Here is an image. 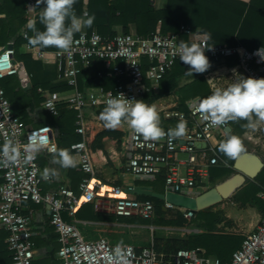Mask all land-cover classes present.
<instances>
[{"label": "built area", "instance_id": "1", "mask_svg": "<svg viewBox=\"0 0 264 264\" xmlns=\"http://www.w3.org/2000/svg\"><path fill=\"white\" fill-rule=\"evenodd\" d=\"M35 6L36 0H27L29 12ZM24 33L28 37V32ZM182 36L187 37L186 43L195 42L198 46L210 48L206 49L205 54L213 58L215 63L203 75L213 91L226 88L239 74L244 77H264V62H259V57L254 55L257 49L210 44L205 39H199L197 31L185 24L180 26L177 33L163 34L158 30L148 36L136 32H118L113 37H105L98 32L81 31L74 34L69 51L53 50L59 70L64 72L63 79L75 93L66 96L63 92L42 87L38 91L44 98V108L53 115L58 114L63 104L77 110L76 132L82 136V140L72 144L71 151L78 157L80 169L86 175L80 183L79 195L65 186L53 192L43 191V182L52 180L53 176L44 179L40 154L52 152L45 148L32 161L25 163L23 149L29 135L39 132L49 137L48 147L55 145L58 150L54 128L49 124L36 127L26 125L14 112L4 88L0 86V143L11 140L21 151L15 163L5 165L0 161V231L7 233L6 242L12 255V264H34L36 259L31 220L22 212L27 202L49 207L50 224L55 228L60 243V264H264V214L257 227L245 236L240 248L234 251L228 261L205 255L196 248L159 252L154 241L138 249L133 244L111 243L105 236L89 239L75 224L64 218L65 213L74 215L82 204L97 202L100 197L109 199L106 208L118 216L145 220L155 218L156 209L152 201L127 196L119 186L111 187V195L100 194L102 184L93 178L95 164L87 143L86 111L99 110L106 106L109 98L118 96L130 99L129 103H135L136 100L144 102L146 94L157 90L164 75L180 61L179 55L174 53L183 42ZM24 48L33 50L29 43ZM44 54L42 50L37 52L39 58ZM233 56L238 57V62L230 66L226 59ZM97 60L104 61L108 76L115 77L117 85L110 90L103 86L79 89V74ZM13 75L29 76L24 62L16 58L15 47L10 43L0 46V79ZM226 76H229L228 84ZM203 99H188L184 109L180 108V102H175L173 106L160 110L165 121L185 122L186 134L183 137L170 140L165 135L157 141H146L131 129L126 142L127 170L145 180L163 177L166 193L196 197L207 189L211 169L230 166L219 154L218 147L231 136L233 129L229 122L212 126L204 120L199 111V103ZM46 127L49 131H45ZM161 127L165 133L169 130L163 125ZM119 193L124 196H119ZM259 197L264 199V189L259 192ZM165 206L168 210L181 208L168 201H165ZM193 212L190 210L188 213L193 216Z\"/></svg>", "mask_w": 264, "mask_h": 264}, {"label": "trees", "instance_id": "2", "mask_svg": "<svg viewBox=\"0 0 264 264\" xmlns=\"http://www.w3.org/2000/svg\"><path fill=\"white\" fill-rule=\"evenodd\" d=\"M27 1V0H26ZM25 4V0L22 1ZM105 6H104V5ZM103 5L106 9V21H109V15L113 23L123 25L124 32H131V25H135L136 33L142 36H148L156 31L163 34H172L179 32L182 24L189 25L194 31H197L199 39H205L210 44H227L236 46L238 42H242L248 48L253 49L257 45H264V0H251L250 3L245 2H225L224 0H168V5L165 9H156L152 5V0H116L113 4H108L107 0H90L89 1V16H95L97 6ZM79 3L74 4L73 9L79 12ZM24 9V8H23ZM17 10L10 6L7 1L0 0V43H6L8 40L15 37L14 47L16 50V58L22 60L26 68L33 72L43 70L42 63L37 61L34 66L29 63V56L26 53L20 52V46L28 39L23 37V34L17 36V29L14 27L15 22L20 25L27 23L26 18H23L24 10ZM19 11V12H17ZM119 12V15H117ZM95 14V15H94ZM76 15H79L76 13ZM96 19V18H94ZM108 24V22H107ZM98 32L105 37H113L116 33L111 31L109 26L103 24L97 26ZM36 29L44 30V25L39 21L36 22ZM28 31V37H33L34 33ZM89 33H92V26L89 27ZM183 42L187 40L186 36H182ZM56 49L55 47H49ZM210 64L215 60L208 56ZM238 62V57L233 56L226 59L228 65H234ZM90 71V77L87 81L90 86H103L107 90L113 89L117 85L115 77L108 76V69L103 60H97L90 68L83 69L79 74V86L81 75L83 72ZM99 72L101 75H99ZM187 66L181 61H177L174 67L169 70L160 82L157 90H151L146 94L144 103L150 105L161 97L171 94H179L180 108H185V103L193 97L207 98L213 92L207 79L203 73L186 75ZM34 73V72H33ZM36 78V77H35ZM186 78L189 82L181 85L182 80ZM36 80V79H35ZM0 86L4 88L7 98L10 100L14 112H16L22 120H28L31 110L38 107L43 102V96L38 91L39 87L54 91L58 87H51L49 82L39 83L37 81L32 90L24 92L17 90L20 86L18 78L7 76L0 79ZM66 87V85H63ZM104 108H100V113ZM19 111V113H18ZM21 114V115H20ZM23 116V117H22ZM161 118V117H160ZM255 119V117H253ZM77 110L69 109L66 105H61L57 115H53L46 111L44 120L39 124H49L58 130L57 141L59 148L71 150V145L82 139L81 135L76 132ZM165 121L161 118V125ZM233 127L231 136H236L237 133H243L249 128L246 120L228 121ZM106 133L103 132L101 136ZM99 147L103 145L99 143ZM219 150V147H218ZM220 155L230 164L227 166H217L218 173H211V180L216 182L217 178H225L234 174L235 158H229L219 150ZM86 175L82 176V179ZM163 181L164 178L160 177ZM264 189V169L253 180H248L247 184L237 191L232 201L240 204L242 207L252 206L257 207L264 214V200L258 194ZM142 200H150L154 203L156 216L153 220H144L153 222L160 218L155 224L158 226L169 227H184L190 219L184 213L178 212L172 218H165L167 211L164 210V201L153 197L144 196ZM85 204V203H84ZM86 208H93L90 203L85 204L78 210L79 218H86L83 213ZM214 207L207 210L193 212V216L199 215L198 218L202 221L199 226L204 229V232L188 236L187 238H163L155 237L154 244L159 252L171 253L179 249H200L205 255L216 256L224 261L231 259L235 250L240 248L242 238L238 236H229L220 232L218 225L224 220L223 213L213 211ZM91 210V209H90ZM190 210H187V213ZM186 213V212H185ZM89 217L93 220H120L127 223H138L143 220L138 217L123 219L115 215H105L101 217L98 214H90ZM65 218V214H64ZM66 220V218H65ZM68 222H70L68 220ZM152 223V224H153ZM8 250V247H7ZM9 251V250H8ZM10 252V251H9ZM54 253V252H53Z\"/></svg>", "mask_w": 264, "mask_h": 264}, {"label": "crops", "instance_id": "3", "mask_svg": "<svg viewBox=\"0 0 264 264\" xmlns=\"http://www.w3.org/2000/svg\"><path fill=\"white\" fill-rule=\"evenodd\" d=\"M5 1H7V3L10 6L16 8L17 10H22L24 8L25 12L23 18H26L27 23L29 20H34L36 23L37 19L39 18L40 12L44 7V5L41 4L40 7H34L33 11L29 12L27 9L26 0H25V4H23L22 2L23 0H5ZM89 1L90 0H76V3H79L80 5L79 12L78 10L73 9L75 14L76 13L79 14L76 15L77 17L87 18L89 16V12H90L88 8ZM115 1L116 0H107L109 5L113 4ZM224 1L245 2V3L251 2V0H224ZM103 5L97 6L98 8L95 10L96 15L94 14L95 15L94 18L96 19H94V23L92 25V32H98L97 26L99 24H103L108 28L110 26L111 31L116 34L118 32H124V28L122 24L112 22V20L110 19L112 14L109 15L110 16L109 21H106V16H107L106 9L104 8L105 5L104 6ZM152 5L156 9H165L168 5V0H152ZM117 15H119V12H117ZM27 23L25 25H20L19 22L14 23V27L17 29V36L23 34L25 31L28 30ZM82 31L89 32V27L82 29ZM131 32H136L135 25H131ZM15 40L16 39L14 37L8 40L6 43H0V46L1 47L6 46L10 43H13L14 45ZM27 43L28 41L27 42L24 41L21 44L20 52L26 53L29 56L30 58L29 63L31 66H34L35 62L40 61L43 65L42 67L43 70L41 71V73H39L38 71L35 72V70H33L34 72L33 73L32 71L26 68L29 74L27 78H25L24 76H16L20 83V86L18 87L17 90L24 92L30 91L34 87L35 83L39 81V83L49 82L51 87H55V88L58 87L54 91L63 92L66 96L74 95L75 91L71 89L63 79L64 72L59 70L58 63L53 53L54 49H51L49 47L37 46V47H33V50L31 51H27L24 48ZM237 45H241L247 49H250L240 41L238 42ZM261 46L264 45L263 44L257 45L256 47L250 50L259 49ZM40 50L45 52L42 58H39L37 55V52ZM214 63H211L207 70L212 69ZM99 75H101L100 72ZM89 77H90V71H86V72L84 71L83 74L81 75L80 84L82 85L83 89L90 87H100V86H90L87 82L89 80ZM187 82H189V80L184 78L181 82V85H184ZM63 85H66V87ZM79 89H81V86H79ZM175 102H180L179 94H171L168 96L161 97L155 102L151 103L150 105L157 108L156 110L158 111L160 117L163 118L160 110L173 106ZM42 103L43 102H41V104L38 107H36L34 110H31L30 107H28L30 116L28 120H23V122L26 125L36 127L39 126V124L44 120L47 110L44 108ZM86 116L88 121L87 143L91 151L93 162L95 164V174L93 176L95 180H97L100 184L104 185L107 189L114 186H119L123 188V190L125 191V195L130 197H136L139 199H141V197L148 196L143 194H136L135 191L140 188H150L153 192L165 194V183L161 178H158L156 180L140 179L127 170L126 142H127V135L132 129L127 120H122L118 128H116L115 130H111V129H106L104 127V122L99 118L100 116L99 110L88 109L86 111ZM177 124L178 123L168 122V121H163L162 123L163 126L169 129H174ZM103 132L106 133H104L101 136ZM236 136L241 140L243 147L247 149L246 151L243 152L256 153L264 161V124H261L257 128V130H252L249 128L247 131L243 133H237ZM243 136L247 137L248 141H250V144L245 145L244 142H242ZM57 137H58V130L54 128V138L58 144ZM99 143L103 145V148L99 147ZM2 145L3 144L0 143V146ZM61 149L63 148H59V144H58L57 151ZM67 151H69L77 161V166L75 168H64L61 167L59 164H54L53 160L59 159V157L56 156L55 153L42 152L40 154V165H41L42 175L45 169H48L50 172L52 170H55L56 172V175L53 176L52 180L50 181L45 180L43 182L42 187L45 193L53 192L56 189H58L60 186H65L68 189L72 190L75 193V195L80 194L79 186L82 180L84 179V178L82 179V176H84V172L80 169V166L78 164V157L74 155L71 150H67ZM214 168H212L210 171L209 185L207 189L203 190V192L213 187L214 184L216 183L218 184L237 173L236 171L234 174L230 175L225 179L217 178L216 182L213 183L211 180V173ZM248 180H253V179H247V181L241 188H243L247 184ZM1 182L2 180L0 178V183ZM241 188H239L237 191H239ZM161 189H163L164 192H162ZM236 192H234L228 199H225L219 204L214 205L213 206L214 208L212 210L215 212L220 211L223 213L224 220L218 225L220 232L223 234H227L229 236L241 237L243 241L245 236L250 232H252L257 227V225L261 220L263 212H261L257 207H252V206L242 207L240 204L232 201V197ZM119 194L120 196H124L123 193H119ZM108 201H109L108 198L100 197L97 199V202L90 203L93 208H90L91 210L89 208H86L85 211L83 212L87 215L86 218H79L77 216V212L82 207V205L84 206L87 203L82 204L74 215L65 213V218L67 221L69 220L70 223L75 224L87 238L97 239L99 236H105L111 241V243H120L118 233H123V232L126 233L124 229L117 228L116 227L117 225L119 226L129 225L132 227H143V228L149 226L150 223L149 224H139L135 222L127 223V222H122L118 219L115 221L93 220L89 217V215L92 213V214H98L101 217L105 215H115L118 218H120V216L116 215L114 212L106 208L105 204ZM165 211H168V209ZM22 212L30 217L31 228L32 231L34 232V240H35L36 252H37L34 264H60V260L58 258V250L60 248V243L58 241V234L55 231V228L50 224L49 207L47 205L36 204L34 202H27L24 208L22 209ZM121 217L134 218V217H124V216ZM202 232H204L203 228L200 233ZM6 236H7L6 232L0 231V264H12L11 252L7 250ZM128 239H130L134 243L133 245H135L138 249H141L150 243L149 242L147 245L142 246L140 244L141 240L133 235H130ZM128 244H132V243H128Z\"/></svg>", "mask_w": 264, "mask_h": 264}, {"label": "clouds", "instance_id": "4", "mask_svg": "<svg viewBox=\"0 0 264 264\" xmlns=\"http://www.w3.org/2000/svg\"><path fill=\"white\" fill-rule=\"evenodd\" d=\"M75 3L76 0H36L35 7L44 5L39 15L44 30H37L35 21L29 20L27 29L34 33L33 37H27V33H24L29 45L69 51L74 34L91 27L94 23V16L87 18L76 16L73 10ZM206 49L210 48L198 46L195 42L190 44L182 42L179 45L174 54H178L180 61L187 66L186 75L204 73L209 68L210 61L205 54ZM254 55L259 57V62H264V46L257 49ZM233 81L226 88H216L210 96L203 99L199 103V111L203 119L209 121L212 126L224 125L228 121L246 120L248 128L257 130L264 124V77H244L239 74ZM129 100L118 96L106 101V106L99 116L106 129L115 130L122 120H127L130 127L146 141H157L165 135L170 140L185 136V122H179L174 129H169L165 133L161 127L160 115L154 106L144 103L143 100H136L135 103H129ZM45 131H49V128L46 127ZM48 141L49 137L39 132L29 135L28 143L23 149L25 163L32 161L38 152L48 148L49 152L59 157L53 160L54 164L64 168L77 166L76 159L69 151L63 149L57 151L55 145L48 147ZM219 150L234 159L243 151V147L237 136H229L219 145ZM20 156V149L11 140H6L0 146V161L5 165L15 163ZM50 175L55 176V170L50 172L45 169L44 179H48Z\"/></svg>", "mask_w": 264, "mask_h": 264}, {"label": "water", "instance_id": "5", "mask_svg": "<svg viewBox=\"0 0 264 264\" xmlns=\"http://www.w3.org/2000/svg\"><path fill=\"white\" fill-rule=\"evenodd\" d=\"M264 168L263 159L253 152H241L234 163L236 174L216 184L214 187L196 197H188L174 193L160 194L150 188H140L136 194H143L168 201L175 206L185 207L192 211H202L228 199L234 192L241 188L247 179H255ZM164 210H167L164 205Z\"/></svg>", "mask_w": 264, "mask_h": 264}, {"label": "rangeland", "instance_id": "6", "mask_svg": "<svg viewBox=\"0 0 264 264\" xmlns=\"http://www.w3.org/2000/svg\"><path fill=\"white\" fill-rule=\"evenodd\" d=\"M226 82L227 84L229 83V76H226ZM226 84V85H227ZM157 109V108H156ZM242 142H244L245 145L250 144V141H248L247 137H242ZM243 147V145H242ZM247 149L243 147V151H246ZM242 151V152H243ZM213 173H218V169H214ZM227 178V177H225ZM224 178V179H225ZM223 180V179H221ZM220 180V181H221ZM218 181V182H220ZM217 184V183H216ZM214 184L213 187L216 185ZM212 188V187H211ZM162 192H164L163 189H161ZM166 194V190H165ZM187 208L181 207V208H174V209H169L167 211V216L165 218H172L174 217L178 212L184 213L186 212L187 218L190 219V222L184 226V227H169V226H158L155 223L160 220V218H157L155 223L140 220L138 221L139 224H149L148 227H132L129 225H123L119 226L117 225V228L124 229L126 233H118V237L120 239V243H132L134 244L129 238L130 235H133L137 238H139L141 241V245H147L149 242L153 241L155 237H163V238H187L190 235L200 233L202 228L199 226L201 224V220L198 218L199 215H195L192 218V215L187 213ZM123 219H128V218H123ZM153 223V224H151Z\"/></svg>", "mask_w": 264, "mask_h": 264}, {"label": "bare ground", "instance_id": "7", "mask_svg": "<svg viewBox=\"0 0 264 264\" xmlns=\"http://www.w3.org/2000/svg\"><path fill=\"white\" fill-rule=\"evenodd\" d=\"M100 194H102V195H105V194L111 195L112 194L111 188L107 189L104 185H102V187L100 189ZM119 196H120V194H119Z\"/></svg>", "mask_w": 264, "mask_h": 264}]
</instances>
